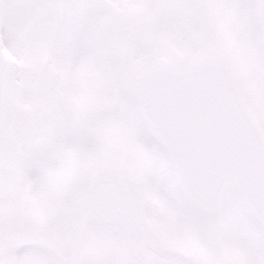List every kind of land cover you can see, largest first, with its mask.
<instances>
[{
	"label": "snow or ice",
	"instance_id": "1",
	"mask_svg": "<svg viewBox=\"0 0 264 264\" xmlns=\"http://www.w3.org/2000/svg\"><path fill=\"white\" fill-rule=\"evenodd\" d=\"M0 264H264V0H0Z\"/></svg>",
	"mask_w": 264,
	"mask_h": 264
}]
</instances>
